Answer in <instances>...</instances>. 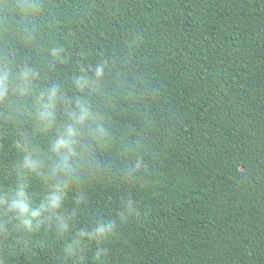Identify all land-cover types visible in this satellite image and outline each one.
I'll return each mask as SVG.
<instances>
[{
  "label": "trees",
  "instance_id": "obj_1",
  "mask_svg": "<svg viewBox=\"0 0 264 264\" xmlns=\"http://www.w3.org/2000/svg\"><path fill=\"white\" fill-rule=\"evenodd\" d=\"M0 264H264V0H0Z\"/></svg>",
  "mask_w": 264,
  "mask_h": 264
},
{
  "label": "clouds",
  "instance_id": "obj_2",
  "mask_svg": "<svg viewBox=\"0 0 264 264\" xmlns=\"http://www.w3.org/2000/svg\"><path fill=\"white\" fill-rule=\"evenodd\" d=\"M22 7H23V5H22ZM5 75H7V74L5 73ZM56 199H59V198H56ZM125 210H126L127 212H129V213H131V212L134 211V209H133V205H132V202H131V201H128V202L126 203V205H125ZM65 227H66V226H65ZM101 231H103V230L101 229ZM76 243H79V240H77Z\"/></svg>",
  "mask_w": 264,
  "mask_h": 264
}]
</instances>
